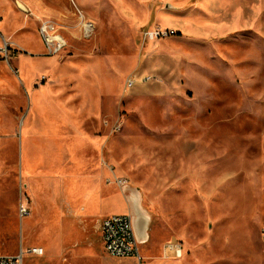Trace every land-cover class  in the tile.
<instances>
[{
  "label": "rangeland",
  "instance_id": "obj_1",
  "mask_svg": "<svg viewBox=\"0 0 264 264\" xmlns=\"http://www.w3.org/2000/svg\"><path fill=\"white\" fill-rule=\"evenodd\" d=\"M2 36L19 51L0 59V254L117 264L99 229L115 196L111 213L147 220L141 264H264V0H0ZM49 114L70 118L31 134L24 161L29 119Z\"/></svg>",
  "mask_w": 264,
  "mask_h": 264
},
{
  "label": "built area",
  "instance_id": "obj_2",
  "mask_svg": "<svg viewBox=\"0 0 264 264\" xmlns=\"http://www.w3.org/2000/svg\"><path fill=\"white\" fill-rule=\"evenodd\" d=\"M81 29L84 37H90L95 25L92 21L86 20L81 15ZM38 32L49 54H56L66 46L65 38L58 32L57 25L50 19H41L38 25ZM162 35H167L166 31L159 28L149 30L147 37L157 39ZM9 39L2 37L0 43V59H9L16 55L19 50ZM151 76H144L140 79L137 76H130L126 79V84L132 86L137 80L149 79ZM45 76L41 77V80ZM114 181L121 188H125L127 180L121 177H115ZM18 217L24 218L30 215L31 209L27 202L20 201L18 205ZM100 233L102 245L106 253L111 257L118 259L117 264H141L140 245L145 243L147 236L141 232L136 225L135 218L131 213H112L104 216L100 222ZM177 242L170 241L165 246V252L170 251L171 256H177L180 251ZM44 249L39 246H32L26 249L19 248L16 254H0V264H23L26 254L43 255Z\"/></svg>",
  "mask_w": 264,
  "mask_h": 264
},
{
  "label": "crops",
  "instance_id": "obj_3",
  "mask_svg": "<svg viewBox=\"0 0 264 264\" xmlns=\"http://www.w3.org/2000/svg\"><path fill=\"white\" fill-rule=\"evenodd\" d=\"M4 37V36H2ZM15 56V55H14ZM63 113H64V109L62 110ZM70 118V115H42V116H32L31 119H29V122H28V125L25 127V135H24V145H25V153H24V161L27 159V152H26V149H27V138H30L31 134L35 133V134H41L43 135V133H46V134H50L52 135L51 131H49V126L50 124L53 122V121H56V120H69ZM40 123H43L44 125H46V127H48V130H41V124ZM68 136H66V140L69 141L67 139ZM52 141H50L49 143H51ZM69 143V142H68ZM84 148H87L86 145L84 146ZM91 185H94V183L92 182ZM138 196V194H137ZM114 198L115 196H110L108 198H106L105 200H101V203L100 205L103 204L104 206V209H106L108 211V214H112L111 211L114 210V205H115V201H114ZM117 198V197H116ZM132 201H134V196H132ZM114 201V203H113ZM30 207V206H29ZM133 208H134V204H133ZM129 211V208L126 207V206H122V209H120V213H126ZM110 212V213H109ZM107 212L106 214L103 213L102 214V217L103 218L104 216L108 215ZM136 222V225H137V219L135 220ZM137 228L144 233L143 229H141L140 227L137 226ZM144 244V243H143Z\"/></svg>",
  "mask_w": 264,
  "mask_h": 264
},
{
  "label": "bare ground",
  "instance_id": "obj_4",
  "mask_svg": "<svg viewBox=\"0 0 264 264\" xmlns=\"http://www.w3.org/2000/svg\"><path fill=\"white\" fill-rule=\"evenodd\" d=\"M135 190V189H134ZM140 199V198H139ZM134 213L135 212H138L139 211V208H138V196H137V194H135L134 195ZM140 206V205H139ZM35 208V207H34ZM36 210V209H35ZM143 211V210H142ZM86 216V215H85ZM147 220H142L141 218H139V220H137V226L138 227H141V228H143L144 227V224H145V222H146ZM144 233H145V231H144ZM146 236V235H145ZM181 254H182V252H181V249H180V251L178 252V256H181ZM177 257V256H176Z\"/></svg>",
  "mask_w": 264,
  "mask_h": 264
}]
</instances>
